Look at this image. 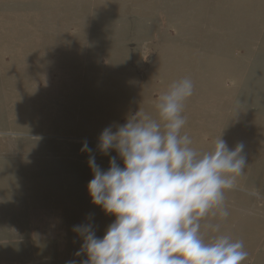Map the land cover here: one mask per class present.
Wrapping results in <instances>:
<instances>
[{
	"label": "rangeland",
	"instance_id": "obj_1",
	"mask_svg": "<svg viewBox=\"0 0 264 264\" xmlns=\"http://www.w3.org/2000/svg\"><path fill=\"white\" fill-rule=\"evenodd\" d=\"M186 78L181 135L201 154L242 143L247 165L205 241L228 235L264 264V0H0V264L87 260L74 227L102 239L116 219L92 203L89 158L124 167L101 133L157 119Z\"/></svg>",
	"mask_w": 264,
	"mask_h": 264
},
{
	"label": "clouds",
	"instance_id": "obj_2",
	"mask_svg": "<svg viewBox=\"0 0 264 264\" xmlns=\"http://www.w3.org/2000/svg\"><path fill=\"white\" fill-rule=\"evenodd\" d=\"M193 94L189 79L174 82L159 97L158 118L140 111L118 126L106 128L99 137V150H115L124 167L110 160L101 171L94 156L89 166L94 178L88 184L92 203L114 215L115 222L102 239L91 224L75 226L83 238L81 264H242L248 257L243 241L216 235L206 242L202 222L228 216L225 192L236 187L247 167L244 145L229 150L218 139L210 152L190 147L187 134L181 135L186 118L184 102ZM82 152L91 153L87 141ZM207 228L220 232V224ZM74 264V262H70Z\"/></svg>",
	"mask_w": 264,
	"mask_h": 264
}]
</instances>
